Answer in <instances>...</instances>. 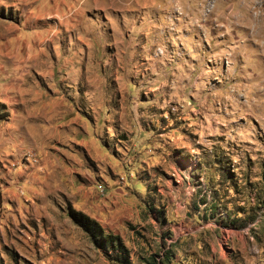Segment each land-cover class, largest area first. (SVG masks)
Returning <instances> with one entry per match:
<instances>
[{
  "label": "rangeland",
  "instance_id": "374dc122",
  "mask_svg": "<svg viewBox=\"0 0 264 264\" xmlns=\"http://www.w3.org/2000/svg\"><path fill=\"white\" fill-rule=\"evenodd\" d=\"M264 264V0H0V264Z\"/></svg>",
  "mask_w": 264,
  "mask_h": 264
},
{
  "label": "trees",
  "instance_id": "16d2710c",
  "mask_svg": "<svg viewBox=\"0 0 264 264\" xmlns=\"http://www.w3.org/2000/svg\"><path fill=\"white\" fill-rule=\"evenodd\" d=\"M67 214L76 226L91 237L95 246L110 260L116 264H131L128 251L120 238L106 234L97 221L71 206H68Z\"/></svg>",
  "mask_w": 264,
  "mask_h": 264
}]
</instances>
